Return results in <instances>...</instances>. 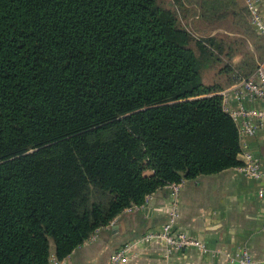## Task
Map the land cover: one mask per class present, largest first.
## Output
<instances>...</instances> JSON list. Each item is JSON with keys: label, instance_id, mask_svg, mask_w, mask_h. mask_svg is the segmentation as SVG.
Listing matches in <instances>:
<instances>
[{"label": "trees", "instance_id": "16d2710c", "mask_svg": "<svg viewBox=\"0 0 264 264\" xmlns=\"http://www.w3.org/2000/svg\"><path fill=\"white\" fill-rule=\"evenodd\" d=\"M174 1L0 0V264L67 259L166 186L244 165L219 91L264 61L261 35L246 3ZM223 21L237 36L211 35Z\"/></svg>", "mask_w": 264, "mask_h": 264}, {"label": "crops", "instance_id": "0c3cea01", "mask_svg": "<svg viewBox=\"0 0 264 264\" xmlns=\"http://www.w3.org/2000/svg\"><path fill=\"white\" fill-rule=\"evenodd\" d=\"M255 1L264 17V0ZM239 106L263 110L264 99L240 101L228 96L225 110L231 114ZM234 119L239 127L248 121L258 126L252 135L240 131L243 161L247 153L264 161V118L239 115ZM167 189L157 196L150 214L143 207L123 212L71 252L68 263L108 264L116 250L128 245L131 252L121 264H237L236 255L244 251L253 264H264V174L254 177L238 166L184 181L176 197V226L199 238L203 250L166 251L161 244L142 241L146 231L160 228L167 220L172 200Z\"/></svg>", "mask_w": 264, "mask_h": 264}, {"label": "built area", "instance_id": "2783aa9c", "mask_svg": "<svg viewBox=\"0 0 264 264\" xmlns=\"http://www.w3.org/2000/svg\"><path fill=\"white\" fill-rule=\"evenodd\" d=\"M247 7L251 13V24L253 25L255 31L264 37V17L261 9L255 0H248L246 3ZM222 95L223 107H227L228 96H233L238 100L242 99H264V61L259 63L255 70L246 78H238L232 85L223 88L219 91ZM234 117L244 116V117H257L264 118L263 110H253L245 109L243 106H239L237 110L231 112ZM257 124L244 123L240 126V131L245 134H254L256 132ZM246 161L244 165L240 168L247 174L259 177L264 174V161H258L250 154H245ZM183 185V181L178 183H173L166 188L169 189L172 196L169 209L167 210V220L156 230H150L144 233L142 241L149 243L161 244L165 247L166 251H184L191 248H196L199 250L204 249L203 242L196 237H191L184 231H181L176 226L177 218V194ZM138 208V207H136ZM130 246L123 245L118 250H116L110 258V264H120L125 261L128 257V252L130 251ZM237 264H253V259L251 255L244 251L236 255ZM50 264H69L67 259L58 260L54 256H51Z\"/></svg>", "mask_w": 264, "mask_h": 264}, {"label": "rangeland", "instance_id": "374dc122", "mask_svg": "<svg viewBox=\"0 0 264 264\" xmlns=\"http://www.w3.org/2000/svg\"><path fill=\"white\" fill-rule=\"evenodd\" d=\"M237 1H239L240 3L242 2L243 4L244 3H247L248 2V0H237ZM169 2L170 3H175L176 4V2L174 1V0H169ZM173 3V4H174ZM188 19H190V18H188ZM230 23V21H223V22H221V27L219 28V29H216L215 31H213V33L211 34V35H213L215 32H221V33H225V34H227V35H229L231 38L232 37H235V36H237V33L236 32H233V31H231V30H227L226 29V26L228 25ZM260 34V33H259ZM245 36V35H244ZM261 36H263V35H261ZM261 36H259V35H255V36H253L252 38H249V37H245V38H247V40H248V42L250 43V44H253V42H257L260 46H264V39L261 37ZM251 52H252V54H254V55H259L260 53H259V51H256L255 50V48L254 47H252L251 46ZM260 52H262V50H260ZM205 78H208V77H205ZM129 252H131V249H130V251ZM111 258V257H110ZM127 259V258H126ZM109 262H110V260H109ZM122 262H124V261H122ZM121 262V263H122ZM120 263V264H121ZM108 264H110V263H108Z\"/></svg>", "mask_w": 264, "mask_h": 264}, {"label": "water", "instance_id": "95a60500", "mask_svg": "<svg viewBox=\"0 0 264 264\" xmlns=\"http://www.w3.org/2000/svg\"><path fill=\"white\" fill-rule=\"evenodd\" d=\"M157 193H155V194H153L150 198H149V200L147 201V203L144 205V207H143V212L145 213V214H150L151 213V211H152V208H153V206H154V204H155V202H156V198H157Z\"/></svg>", "mask_w": 264, "mask_h": 264}]
</instances>
